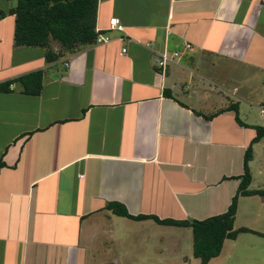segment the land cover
<instances>
[{"label":"crops","instance_id":"0c3cea01","mask_svg":"<svg viewBox=\"0 0 264 264\" xmlns=\"http://www.w3.org/2000/svg\"><path fill=\"white\" fill-rule=\"evenodd\" d=\"M16 5L0 0V264H123L153 221L109 203L160 220L226 212L264 128V0H98L111 42L68 53L50 39L52 62L14 44ZM251 150L248 190L264 191V137ZM234 228L256 234L219 256L264 264V196L238 198Z\"/></svg>","mask_w":264,"mask_h":264},{"label":"trees","instance_id":"16d2710c","mask_svg":"<svg viewBox=\"0 0 264 264\" xmlns=\"http://www.w3.org/2000/svg\"><path fill=\"white\" fill-rule=\"evenodd\" d=\"M98 0H17V5L10 10L15 16L14 44L16 46L38 47L46 50V60L52 62L58 54L52 53L49 40L56 42L61 51L73 53L78 47L93 45L95 33V14ZM4 14L0 12V18ZM41 72H34L27 77L39 78ZM40 82L37 83L38 92ZM235 112L236 122L242 126ZM256 136L245 151L243 158V175L238 189L223 214L212 216L204 220H160L155 216H131L118 203H109L106 210L114 215L134 221L152 220L158 225L188 228L191 232L192 257L199 264H209L217 258L226 240H235L239 234L255 232L246 228H234L236 207L239 197L252 195L264 196V191H250L251 182L249 161L251 160V146L264 137V128L255 127ZM3 164L0 163V167ZM260 235V234H258Z\"/></svg>","mask_w":264,"mask_h":264},{"label":"rangeland","instance_id":"374dc122","mask_svg":"<svg viewBox=\"0 0 264 264\" xmlns=\"http://www.w3.org/2000/svg\"><path fill=\"white\" fill-rule=\"evenodd\" d=\"M240 221L243 223L245 219L240 217ZM143 228L144 242L135 244L141 245L140 250L125 252L126 256L121 260L123 264H199V261L192 257L191 232L188 228L163 226L155 222L144 224ZM155 234L159 238H155ZM175 245L177 250L174 251ZM232 252L235 253L236 250L230 251ZM128 255L132 257L129 258ZM226 256L224 253L209 264H237L238 260H231Z\"/></svg>","mask_w":264,"mask_h":264},{"label":"built area","instance_id":"2783aa9c","mask_svg":"<svg viewBox=\"0 0 264 264\" xmlns=\"http://www.w3.org/2000/svg\"><path fill=\"white\" fill-rule=\"evenodd\" d=\"M107 30L122 32L123 27L117 18H110ZM95 33L96 37L93 46H102L111 42V38L108 36L105 30L103 31L95 28ZM183 48L184 49L182 52L175 51L171 53L164 52L160 54L159 58L156 60V67L164 72L170 64L175 63L182 56L183 52L189 51L191 49L190 45L185 43ZM123 53H125V50H122V54ZM263 113L264 111H261V114Z\"/></svg>","mask_w":264,"mask_h":264}]
</instances>
